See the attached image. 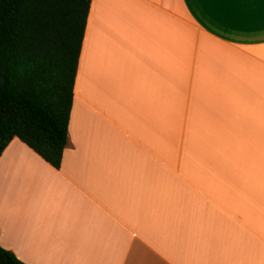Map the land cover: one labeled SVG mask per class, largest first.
Masks as SVG:
<instances>
[{
    "label": "crops",
    "instance_id": "0c3cea01",
    "mask_svg": "<svg viewBox=\"0 0 264 264\" xmlns=\"http://www.w3.org/2000/svg\"><path fill=\"white\" fill-rule=\"evenodd\" d=\"M68 138L0 156L26 264H264V0H91Z\"/></svg>",
    "mask_w": 264,
    "mask_h": 264
},
{
    "label": "trees",
    "instance_id": "16d2710c",
    "mask_svg": "<svg viewBox=\"0 0 264 264\" xmlns=\"http://www.w3.org/2000/svg\"><path fill=\"white\" fill-rule=\"evenodd\" d=\"M90 3L0 0V156L18 138L60 168ZM0 264L26 263L0 246Z\"/></svg>",
    "mask_w": 264,
    "mask_h": 264
}]
</instances>
